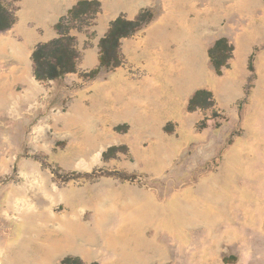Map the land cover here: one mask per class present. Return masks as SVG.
Wrapping results in <instances>:
<instances>
[{"label":"rangeland","instance_id":"374dc122","mask_svg":"<svg viewBox=\"0 0 264 264\" xmlns=\"http://www.w3.org/2000/svg\"><path fill=\"white\" fill-rule=\"evenodd\" d=\"M2 1L16 23L0 33V264H38L41 245L60 244L72 249L45 264H264V0H88L97 5L65 27L77 72L51 81L36 78L33 51L84 0ZM143 15L119 65L87 77L112 24ZM221 39L231 51L219 74L210 51ZM199 48L211 79L181 95L179 63ZM200 90L209 101L190 109ZM92 191L102 204L89 210L78 195ZM95 211L110 212L89 224Z\"/></svg>","mask_w":264,"mask_h":264},{"label":"trees","instance_id":"16d2710c","mask_svg":"<svg viewBox=\"0 0 264 264\" xmlns=\"http://www.w3.org/2000/svg\"><path fill=\"white\" fill-rule=\"evenodd\" d=\"M97 5L95 1H80L68 13L67 16L61 18L56 26L59 37L46 42L40 43L34 49L32 54L34 74L40 81L58 80L68 74L77 72V64L79 53L74 45L75 38L67 33L65 27L67 21L79 20L83 12ZM141 16L135 21H126L122 18L116 20L105 38L101 40V59L100 67L87 77L95 78L100 69L111 70L119 65L118 49L122 38L133 35L140 27ZM16 23V17L0 0V33L7 32ZM231 51V47L227 39H221L216 42L211 49L210 54L212 61L219 74L222 73V61L226 58V54ZM226 60V59H225ZM225 62V61H224ZM210 94L207 91H198L190 102V109H195L201 100L209 101ZM208 104V103H207ZM60 264H83L77 258H66Z\"/></svg>","mask_w":264,"mask_h":264},{"label":"bare ground","instance_id":"6f19581e","mask_svg":"<svg viewBox=\"0 0 264 264\" xmlns=\"http://www.w3.org/2000/svg\"><path fill=\"white\" fill-rule=\"evenodd\" d=\"M55 14V13H54ZM159 40H160V38H158ZM158 39H156V43H158L159 41H158ZM155 42V41H154ZM2 47V46H1ZM182 61V60H181ZM180 62V61H179ZM183 62H181V63H179L180 65V67L182 68V71H183V81H184V83H183V86H182V89H180V94L181 95H183V94H187V93H189L193 88H195V87H197V86H200V85H202L203 84V81L204 80H206V78H208V80H210L211 78H210V75L207 73V67H206V60H205V58H204V55L202 54V52H201V50H200V48L199 49H195L194 51H193V53H192V58H191V62L189 63L190 64V66H188L187 65V67L188 68H185V67H183L184 65L182 64ZM186 63V62H185ZM25 75V74H24ZM24 78V77H23ZM22 78V79H23ZM210 78V79H209ZM27 79V78H26ZM207 81V80H206ZM23 83V82H22ZM219 83L220 82H218V81H214L213 80V85L214 86H218L219 85ZM31 88V87H30ZM35 91V90H34ZM30 92V91H29ZM33 94V93H32ZM38 94V93H37ZM35 96V95H34ZM119 100V99H118ZM121 102H123V101H121ZM120 103V102H119ZM117 104V103H116ZM127 116H129V113H128V111L127 110H122V111H120L118 114H117V118H125V117H127ZM259 131V130H258ZM252 134V133H251ZM255 134V133H254ZM258 135H260V134H258ZM163 136V135H162ZM166 137V136H165ZM254 138V137H253ZM257 138H258V136H257ZM256 138V139H257ZM258 139H261V138H258ZM262 139H264V138H262ZM114 140H117L116 138H114ZM159 140H161V139H159ZM163 140H161V142H162ZM249 141V140H248ZM260 141H262V140H260ZM260 141H259V143H260ZM164 142V141H163ZM166 142V141H165ZM254 142H252V144L251 145H253V148H255L257 145H255V143L253 144ZM258 143V144H259ZM163 144V143H162ZM167 144V143H166ZM260 145V144H259ZM161 146V145H160ZM163 146V145H162ZM165 146V145H164ZM261 147V146H260ZM259 148V147H258ZM256 149H257V147H256ZM262 149V148H261ZM259 152H261V151H259ZM246 153H248V152H246ZM101 154V153H100ZM99 154V155H100ZM241 154H243V153H241ZM98 155V156H99ZM246 156V155H245ZM252 156H254V155H252ZM247 157V156H246ZM74 158H76V157H74ZM230 158H231V156H230ZM246 159V158H245ZM256 159V158H255ZM248 160H250V159H248ZM233 162H231V164H232ZM235 166V165H234ZM227 168H230V167H227ZM225 169V168H224ZM231 169V168H230ZM235 169V168H234ZM233 169V170H234ZM227 170V169H226ZM230 171V170H229ZM228 171V172H229ZM230 172H232V171H230ZM235 172V171H234ZM218 173H220V172H218ZM230 174V173H229ZM229 174H227V175H229ZM232 174V173H231ZM227 175H225V176H227ZM209 176V175H208ZM214 177H221L220 176V174H218L217 176H215V175H213ZM230 176V175H229ZM232 176V175H231ZM233 177H234V175H233ZM212 178V177H211ZM236 178V177H235ZM221 179V178H220ZM223 179V178H222ZM233 179V178H232ZM232 179H230V180H232ZM210 180V179H209ZM214 180V179H213ZM212 180V181H213ZM224 181H225V179H223ZM229 180V179H228ZM223 181V182H224ZM233 181V180H232ZM45 182V181H44ZM214 182H216V180L214 181ZM213 182V183H214ZM218 182V181H217ZM220 182H221V180H220ZM231 182V181H230ZM226 183V182H225ZM44 184V183H43ZM201 184V183H200ZM203 184V183H202ZM216 184V183H215ZM220 184V183H219ZM228 184H229V182H228ZM231 185L233 184V183H230ZM47 185V184H46ZM205 185V184H204ZM203 185V186H204ZM220 185H222V184H220ZM220 185H218V187L220 186ZM225 185V184H224ZM210 186H211V184H210ZM209 186V187H210ZM44 187H45V185H44ZM43 187V188H44ZM47 187V186H46ZM202 187V186H201ZM216 187H217V185H216ZM230 187H232V186H230ZM234 187V186H233ZM198 188V187H197ZM213 188V187H212ZM228 188V187H227ZM195 189V188H194ZM207 189V188H206ZM221 189V188H220ZM219 189V190H220ZM222 189H223V187H222ZM224 189H226L225 187H224ZM233 189V188H232ZM46 190H48L49 191V189H46ZM52 190V189H51ZM95 190V189H94ZM200 190H202V189H200ZM213 190V189H212ZM228 190H231V188L230 189H228ZM227 189L225 190V191H227V192H229ZM96 191H97V189H96ZM96 191H92L91 193H88V195H87V197L85 196V195H83V194H79L78 196V200L81 202V204L83 203L84 205H85V207H86V209H89V210H93L94 208H95V206L97 205H101L102 203H101V201L98 199V197L102 194H100L99 192H96ZM101 191V190H100ZM198 191V193H199V189L197 190ZM221 191V190H220ZM44 192V191H43ZM56 192H58V191H56ZM80 192V191H79ZM195 192V191H194ZM45 193V192H44ZM197 193V192H196ZM217 193V192H216ZM235 193V192H234ZM61 194V193H60ZM212 194V193H211ZM46 195V194H45ZM56 195V194H55ZM63 195V194H62ZM103 195V194H102ZM138 195V194H137ZM147 195V194H146ZM206 195H208V194H206ZM59 196V195H58ZM209 196V195H208ZM12 198V197H11ZM19 198V197H18ZM17 198V199H18ZM48 198H49V196H48ZM196 198V197H195ZM206 198H207V196H206ZM51 199V198H50ZM155 199V198H154ZM154 199H152V198H149L148 196L146 197L145 196V194H142L137 200L138 201H140V202H142L144 205H149V206H151V205H154V203H155V200ZM192 199V198H191ZM213 199V198H212ZM14 200V199H13ZM55 200V199H54ZM77 200V201H78ZM136 200V199H135ZM202 200V199H201ZM209 200H211V199H209ZM217 200V199H216ZM23 201V200H22ZM79 201H78V203H79ZM157 201V200H156ZM211 201H213V200H211ZM11 202V201H10ZM14 202V201H13ZM99 202V203H98ZM105 202V201H104ZM101 203V204H100ZM165 203V202H164ZM180 203V202H179ZM183 203V202H182ZM207 203V202H206ZM12 204V203H11ZM139 204V203H138ZM141 204V203H140ZM205 204V203H204ZM66 205V204H65ZM95 205V206H94ZM105 205H107V204H105ZM104 205V206H105ZM117 206H118V204H116ZM211 205H213V204H211ZM69 204H67L66 205V207L67 208H69ZM121 207V209L123 210V212L121 213V216H122V220H121V224H124V203L122 204V205H120ZM156 206V205H155ZM9 207V206H8ZM84 207V208H85ZM100 207V206H99ZM98 207V208H99ZM102 207V206H101ZM106 207V206H105ZM108 207V206H107ZM115 207V206H114ZM136 207V206H135ZM147 207V206H146ZM16 208V207H15ZM14 208V209H15ZM23 208V207H22ZM116 208V207H115ZM182 208V207H181ZM180 208V209H181ZM9 210L11 209V207H9L8 208ZM104 209H106V208H104ZM117 209V208H116ZM115 209V210H116ZM119 209V208H118ZM151 209V208H150ZM150 209H148V210H150ZM156 209V208H155ZM16 210H17V208H16ZM98 210V209H97ZM183 210H184V208H183ZM114 211V210H113ZM156 211V210H155ZM188 211V210H187ZM22 212V211H21ZM96 212V211H95ZM95 212H92L93 213V215H92V219L89 221V224H98L99 223V221H101V220H105L107 217L106 216H108V214H109V212L110 211H106V214H105V216H98V214H97V212L95 213ZM118 212V211H117ZM152 212V211H151ZM196 212V211H195ZM194 212V213H195ZM20 213V212H19ZM69 213V212H68ZM185 213V212H184ZM22 214V213H21ZM24 214V213H23ZM22 214V215H23ZM182 214V213H181ZM180 214V215H181ZM191 214V213H190ZM110 215H111V213H110ZM153 215V214H152ZM186 215V214H185ZM199 215V214H198ZM197 215V216H198ZM27 216V215H26ZM189 216V215H188ZM191 216V215H190ZM189 216V217H190ZM195 216V215H194ZM24 217H25V215H24ZM24 217H22L21 215H20V217H19V219L21 218L22 220H24L23 221V223L26 221V219L24 218ZM69 217V216H68ZM115 217V216H114ZM177 217H179V216H177ZM183 217V216H182ZM188 217V218H189ZM111 218V217H110ZM194 218V217H193ZM197 218V217H196ZM196 218H194V219H196ZM20 219V220H21ZM56 217L55 216H53L51 219H50V221L51 222H53V223H56ZM61 219V218H60ZM67 219V223L66 224H62L63 226H62V228H64V229H66V235H68V238H69V236L71 237H73V238H76V236H78V231H76V225H77V223L79 222V217H76V216H74V217H69V218H66ZM81 219V218H80ZM187 219V218H186ZM185 219V220H186ZM62 220V219H61ZM181 220V219H180ZM199 220V219H198ZM65 221V220H64ZM196 221V220H195ZM62 222V221H61ZM66 222V221H65ZM102 222V221H101ZM110 222V221H109ZM112 222V221H111ZM181 222V221H180ZM190 222V221H189ZM108 224V223H107ZM111 224V223H110ZM25 225V224H24ZM60 225V224H59ZM56 226V225H55ZM97 228V227H96ZM97 231V230H96ZM67 237V236H66ZM73 238H71V239H73ZM68 242L70 243V240L68 239ZM73 243V242H72ZM118 243V239L117 238H112V239H107L106 238V245H107V247H106V245H105V249L109 252H112V251H114V246L116 245ZM146 243V242H145ZM148 243V242H147ZM29 244V243H28ZM28 244L26 245V244H23L22 245V250L20 251V256L22 257V258H27L28 257ZM150 245V244H149ZM152 245V244H151ZM148 246V245H147ZM60 249L61 250H71L72 249V247L70 246V244H60V245H58V246H55L54 248H53V250L52 249H47V247L45 246V245H41L40 246V255H39V257H38V264H45L46 262H48V261H50L51 262V260H53L54 258H55V256L56 255H58V254H60V253H62V252H60ZM113 249V250H112ZM148 249V248H147ZM150 249V248H149ZM32 253V252H31ZM31 255V254H30ZM113 256H116V253L115 252H113V254H112ZM31 257V256H30ZM49 263V262H48ZM36 264V263H35Z\"/></svg>","mask_w":264,"mask_h":264}]
</instances>
